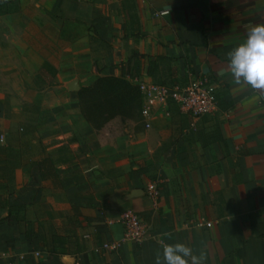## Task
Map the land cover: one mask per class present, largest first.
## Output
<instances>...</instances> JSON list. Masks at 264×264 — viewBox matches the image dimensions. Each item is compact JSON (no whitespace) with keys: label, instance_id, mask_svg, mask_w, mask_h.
I'll use <instances>...</instances> for the list:
<instances>
[{"label":"crops","instance_id":"0c3cea01","mask_svg":"<svg viewBox=\"0 0 264 264\" xmlns=\"http://www.w3.org/2000/svg\"><path fill=\"white\" fill-rule=\"evenodd\" d=\"M258 23L264 0H0V264H155L162 244L177 242L203 251L204 264H264V99L227 71V53ZM133 53L144 57L137 79H207L215 111L192 118L158 106L145 130L115 118L94 133L67 84L118 77ZM47 73L55 90L34 102L26 92ZM27 103L48 122L35 135L46 146L29 159L14 143ZM17 150L22 161H11ZM42 158L54 183L39 179ZM124 210L146 228L138 245L122 241ZM46 212L63 228L13 219Z\"/></svg>","mask_w":264,"mask_h":264},{"label":"trees","instance_id":"16d2710c","mask_svg":"<svg viewBox=\"0 0 264 264\" xmlns=\"http://www.w3.org/2000/svg\"><path fill=\"white\" fill-rule=\"evenodd\" d=\"M143 59L142 55L133 53L126 61L121 75L99 77L91 85L79 87L75 92L79 116L94 133H98L115 118L131 123L135 132L140 130L141 98L137 87L130 81L140 76ZM149 72L148 67L147 74ZM166 107L168 111L176 109L170 100L166 101ZM35 167L41 181L49 179L54 183L57 173L48 158L35 162Z\"/></svg>","mask_w":264,"mask_h":264},{"label":"built area","instance_id":"2783aa9c","mask_svg":"<svg viewBox=\"0 0 264 264\" xmlns=\"http://www.w3.org/2000/svg\"><path fill=\"white\" fill-rule=\"evenodd\" d=\"M166 11L158 15H165ZM132 83L137 87L141 98L140 118L141 125L149 127L148 117L154 107L165 106L170 100L177 111L192 118H200L215 111L214 86L205 78H189L184 86L165 87L151 82L133 79ZM146 192L151 198L157 196L155 185L150 183L146 186ZM122 229V241L131 242L135 245L144 240L146 228L138 216L131 210L122 211L117 219ZM117 243L102 245L103 249H115Z\"/></svg>","mask_w":264,"mask_h":264},{"label":"clouds","instance_id":"9594fccd","mask_svg":"<svg viewBox=\"0 0 264 264\" xmlns=\"http://www.w3.org/2000/svg\"><path fill=\"white\" fill-rule=\"evenodd\" d=\"M227 71L236 85L250 87L264 99V23L249 26L246 39L227 53ZM205 255L184 243L162 244V255L157 253L155 264H204Z\"/></svg>","mask_w":264,"mask_h":264},{"label":"rangeland","instance_id":"374dc122","mask_svg":"<svg viewBox=\"0 0 264 264\" xmlns=\"http://www.w3.org/2000/svg\"><path fill=\"white\" fill-rule=\"evenodd\" d=\"M172 68L173 67H168V70H171ZM168 72L169 71H166V73H168ZM48 75L49 74L47 73V77H45V79H47L46 81L43 80L44 78L43 79L39 78L40 79V85H41L40 89H38V90H34V89L27 90L26 94L29 95L30 97L31 96L33 97V95H35V97L33 99L34 102L37 100L36 98L44 96L47 93L53 92L55 90V89L52 90V88H51V78L49 80ZM140 81H142V80H140ZM35 82H36V80H35ZM153 84H156V83H153ZM34 92L37 93V94H33ZM53 95L55 97V96H58L59 94L56 95L55 93H53ZM34 106L31 103H27L26 105L22 106V112L25 114L24 115L25 119H23L19 123L18 126L14 127V131H15V134H16V136H15L16 138H15L14 143L17 141V146H20L18 148L19 149L23 148V151L25 150V155L28 157V159L33 156L34 152H37L38 145L40 147L46 146V145H44V142H43L42 139H40L39 143H37V139H39V138H35V135L38 136L37 134H38V132H40L39 131L40 128L42 130H45L48 127L47 126L48 122H47L46 119H43V118H41V119H37V118L33 119L32 118V113H35V112L37 113L36 110H38V107L37 106L34 107ZM175 111H176V109H173V110H170V111H168V109H167V114L168 115L173 114ZM129 126H130L129 123H127L124 126L120 125V128L124 130V131H121V132H123V134H125V131L129 129ZM139 128L141 130H145V128L142 125H139ZM32 142H34V143H32ZM3 144H4V141H3ZM33 146L35 148L34 152H33ZM22 153H24V152H21V154ZM9 156H10V160L11 161H16V160L17 161L18 160L22 161V159L20 158L21 156H20L18 150H17V153H15L14 155L12 153H10ZM13 174H15V173L12 170L9 173H7L6 176L9 175L11 178H14ZM6 192H7V190H5L2 185H0V194L3 195V194H6ZM2 205L3 204L0 201V208H1ZM13 219L15 221L19 222L24 228L26 226L28 228H41V230L47 229V228H63L62 227L63 226V221L60 220V218H57V217H49V214H47V212L44 215H40L39 214V216H36V217L35 216H30V214H28L27 217L26 216L25 217L24 216L20 217V216H15L14 215ZM47 221L50 222V224ZM51 222H53L54 225L51 226Z\"/></svg>","mask_w":264,"mask_h":264},{"label":"water","instance_id":"95a60500","mask_svg":"<svg viewBox=\"0 0 264 264\" xmlns=\"http://www.w3.org/2000/svg\"><path fill=\"white\" fill-rule=\"evenodd\" d=\"M67 89L69 90V91H73V92H76L79 88H78V86H77V83H76V81H70L68 84H67ZM131 196H129V197H133L134 195L133 194H130Z\"/></svg>","mask_w":264,"mask_h":264}]
</instances>
